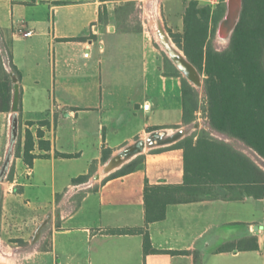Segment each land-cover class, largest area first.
Instances as JSON below:
<instances>
[{
  "label": "crops",
  "instance_id": "obj_1",
  "mask_svg": "<svg viewBox=\"0 0 264 264\" xmlns=\"http://www.w3.org/2000/svg\"><path fill=\"white\" fill-rule=\"evenodd\" d=\"M136 1L0 0V54L7 70L10 62L17 70L19 121L40 155L31 166L16 157L12 180L1 183L0 264H264V157L212 128L205 113L201 124L200 110L192 123L182 122L181 77L166 74L162 49L141 25L122 20L125 4L132 10ZM165 1L166 30L182 32L188 0ZM157 4L148 2L150 31ZM18 28L34 33L23 37ZM37 130L49 149L38 146ZM161 130L180 134L148 141ZM201 132L245 156L223 163L231 191L242 198L168 204L163 219L146 225V181L182 183L183 149L174 144ZM141 140L134 170L103 181L132 159L107 173L101 168ZM104 149L111 152L102 162ZM93 161L99 182L73 184ZM121 228L146 229L159 251L144 255L142 234L112 232Z\"/></svg>",
  "mask_w": 264,
  "mask_h": 264
},
{
  "label": "trees",
  "instance_id": "obj_2",
  "mask_svg": "<svg viewBox=\"0 0 264 264\" xmlns=\"http://www.w3.org/2000/svg\"><path fill=\"white\" fill-rule=\"evenodd\" d=\"M132 2L123 9L131 10ZM123 10V11H124ZM225 11L223 0L215 5L199 4L198 0H188L183 12V30L169 35L183 50L190 62L203 75L205 105L203 112L212 128L242 140L264 157V0H242L239 21L231 35L229 44L222 50L215 49L212 43L216 26ZM167 75L181 77L182 122L188 124L196 119L200 110L198 94L171 61L165 56ZM7 70L0 54V111L10 110L12 81L10 72L16 73L10 62ZM33 122H27L31 125ZM39 124H46L40 121ZM156 129V128H155ZM201 132L193 141L188 136L174 144L183 149L184 177L180 184H149L143 189L145 224L164 218L168 204L186 203L201 199H240L231 191L233 181L224 177L225 162L234 158H245L226 145L208 139ZM38 146L50 148L48 141L41 140L42 132L37 130ZM34 137L26 128L21 149L20 142L16 156L23 157L28 166L40 155L32 153ZM111 150L104 149L101 161L105 162ZM57 156L69 158L74 154L55 152ZM139 155L113 172L103 181L133 171L142 160ZM230 162V161H229ZM224 163V164H223ZM95 161L87 174L72 179L73 184L86 182L95 172ZM260 179L264 174L259 171ZM12 173L7 179L12 180ZM224 187V188H223ZM225 189V190H224ZM261 195V193H260ZM257 197V196H256ZM113 233H141L143 254L158 252L151 245L148 231L144 228L113 229Z\"/></svg>",
  "mask_w": 264,
  "mask_h": 264
},
{
  "label": "water",
  "instance_id": "obj_3",
  "mask_svg": "<svg viewBox=\"0 0 264 264\" xmlns=\"http://www.w3.org/2000/svg\"><path fill=\"white\" fill-rule=\"evenodd\" d=\"M225 4V11L223 16L217 23L216 30H215V40L220 45H228L231 35L239 21L241 10H242V0H224ZM158 33L164 37L170 38V40L175 44L177 48H179L176 43L173 41L171 36L169 35L168 31L166 30L162 19H160L158 24ZM158 44V43H157ZM166 45V49L162 50L167 58L171 61L174 67L180 72L182 77L186 79V81L193 86L194 88H200L203 85L204 90V83H202V73L194 66L192 62L188 60L186 55L184 54L183 50L182 54H180L176 49L172 48L166 41L164 43ZM220 50V49H219ZM11 81H12V94H11V103H10V113L8 117L9 121V132H8V145L9 147L6 150V154L4 160L0 167V190H1V183L6 178V172L9 167V162L12 157V145L16 141L18 131H19V85L16 75L13 72H10ZM205 91V90H204ZM196 126V124H194ZM179 132L175 133L174 136H178ZM172 137V136H170ZM169 137V138H170ZM167 138V139H169ZM152 139L156 140L159 144L164 143L166 139L162 138V133L157 132L152 134L148 141ZM7 145V146H8ZM146 145V142L139 141L135 145L127 147L121 150L118 154L120 156H125L128 160H131L135 155H137ZM122 164V162H120ZM119 163V164H120ZM121 164L119 166H121ZM117 166V167H119ZM112 169L106 171L110 172ZM100 174L96 173L92 176L93 179L98 180L100 179Z\"/></svg>",
  "mask_w": 264,
  "mask_h": 264
},
{
  "label": "rangeland",
  "instance_id": "obj_4",
  "mask_svg": "<svg viewBox=\"0 0 264 264\" xmlns=\"http://www.w3.org/2000/svg\"><path fill=\"white\" fill-rule=\"evenodd\" d=\"M149 1H151V0H137L136 1L137 4H136L135 7L133 6L132 10H130L129 12H126L124 10L121 15L123 16L122 20L123 19L124 20L125 19L128 20V24H129V26L131 28L135 29V28H138V26L141 25L142 28H144V30H145L146 36L148 38H151V40L153 41L155 39V36H154L155 33H154V31H152V30L150 31V29L148 30V28H147L148 20H147L146 16L148 14L147 13V6H148V2ZM156 1L158 2V4H157V8H156L155 12L157 13V17L160 20L161 16H160V9H159L160 8L159 0H156ZM170 2H173V3L177 2L176 5L178 6L179 0H177V1L171 0ZM165 3H168V0H166ZM165 3H164V6H165ZM172 20L174 21L175 18H173ZM213 38H214V36H213ZM212 43H213V46H215L216 49H218V50L219 49L222 50L225 47H227V45H220L218 43H214L213 39H212ZM156 45H157V43H156ZM163 54H164V56H166L164 52H163ZM201 79H202V83H203V75H202ZM195 90H196V92L198 94L199 101H200V106H201L200 107V114L198 115L199 122L201 124H207L206 119H205V115H204V112H203V107L205 105V91L203 90V85L200 88H195ZM9 113H10V110L5 115L4 114L0 115V167H1V164H2V162L4 160V157H5V154H6V150L8 148L7 145H8V132H9V121H8ZM190 123H192V122H190ZM24 131H23L22 126H21L20 121H19V131H18V135H17L16 141L12 145V157L10 159L9 167H8L7 172H6V178H5L4 186H8V184H7L8 175H10L11 173L14 174V172L16 170V162H17L16 161V157H18V156H16V152L18 150L19 142H20L21 149L23 147ZM22 137H23V139L21 140L20 138H22ZM126 160H128V159H123L122 158L121 162L123 163ZM19 163H20V161H19ZM101 173H102V171H100V174ZM98 180H95V179L92 178V176H90L86 183L95 184V183L99 182ZM76 195L80 197L82 195V191H78V193Z\"/></svg>",
  "mask_w": 264,
  "mask_h": 264
},
{
  "label": "bare ground",
  "instance_id": "obj_5",
  "mask_svg": "<svg viewBox=\"0 0 264 264\" xmlns=\"http://www.w3.org/2000/svg\"><path fill=\"white\" fill-rule=\"evenodd\" d=\"M148 10V9H147ZM154 17H155V30H154V36H155V39H156V42L159 44V46H160V48L162 49V50H165L166 49V45L164 44L165 43V41L172 47V48H174V49H176L180 54H182V51L179 49V48H177L176 46H175V44L170 40V38H166L165 37V39L166 40H164V37L163 36H161L159 33H158V24H159V18L157 17V15L156 14H154ZM161 133H162V138L163 139H166L167 140V138H169L171 135H174L175 133H177V132H180V130H161L160 131ZM8 147H9V145H8ZM122 158L123 159H125V158H127V157H125V156H120L118 153L117 154H115L114 155V157L111 159V160H109L108 161V163H106L103 167H102V170L104 171V172H106V171H108V170H110V169H113V168H115L116 166H118L119 165V163L121 162V160H122ZM5 255V254H4ZM1 256V255H0ZM8 255H6V257H7Z\"/></svg>",
  "mask_w": 264,
  "mask_h": 264
},
{
  "label": "built area",
  "instance_id": "obj_6",
  "mask_svg": "<svg viewBox=\"0 0 264 264\" xmlns=\"http://www.w3.org/2000/svg\"><path fill=\"white\" fill-rule=\"evenodd\" d=\"M207 4H209L210 6L214 5L215 3H218L219 0H204ZM18 32L20 33V35H22L23 37H29L31 36L34 31L32 29H26L23 30L21 28H18Z\"/></svg>",
  "mask_w": 264,
  "mask_h": 264
}]
</instances>
